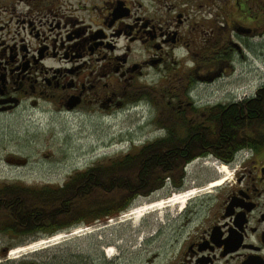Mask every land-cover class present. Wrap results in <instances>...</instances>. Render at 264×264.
<instances>
[{
	"label": "flooded vegetation",
	"instance_id": "af4514ba",
	"mask_svg": "<svg viewBox=\"0 0 264 264\" xmlns=\"http://www.w3.org/2000/svg\"><path fill=\"white\" fill-rule=\"evenodd\" d=\"M59 3L10 0L5 5L8 17L0 21V32H5L0 38L1 114L25 104L62 114L112 115L144 98L149 76L168 72L176 78L162 95L167 119L181 111L198 120L219 104L199 103V83L220 78L227 68L233 70L235 61L264 67V0H87L82 7L90 9L89 20L75 13L82 1L74 11L66 7L54 12ZM44 12L55 14L47 20L49 33L40 35L33 32V20ZM54 16L60 17L55 21ZM12 23L16 34L7 39ZM120 40L125 41L121 54L116 53ZM133 44L144 49L137 58L131 54ZM252 88L241 101L226 104L257 97L264 83ZM256 147L246 160L244 177L221 201L207 209L209 202L199 201V235L186 241L177 264H264V146Z\"/></svg>",
	"mask_w": 264,
	"mask_h": 264
},
{
	"label": "rangeland",
	"instance_id": "374dc122",
	"mask_svg": "<svg viewBox=\"0 0 264 264\" xmlns=\"http://www.w3.org/2000/svg\"><path fill=\"white\" fill-rule=\"evenodd\" d=\"M58 1L61 7L57 8L59 4H55L57 9L54 12L63 11L66 7L74 11L73 8L82 1L75 13L80 18L89 20L90 9L82 7L87 0ZM8 2L10 0H0V21L7 20L8 12L5 11V5H8ZM52 8L48 7L50 10ZM44 14L45 16L33 20L36 26L33 32L38 30L40 35L43 32L49 33L51 23L47 20L53 18L55 13L44 12ZM59 17H55V21ZM0 26H3V23H0ZM13 27L12 23L9 26L10 34L7 39H11L16 34ZM19 32L24 36L22 31ZM4 33L0 32V38ZM51 34L54 35L53 32ZM30 40L34 39L30 38ZM124 43L125 41L122 40L117 43L120 50L116 53H122ZM143 50L140 45L131 46V54L134 58H137ZM57 65L59 63L55 61L54 66ZM226 74L231 76H225ZM171 75L167 72L162 77L149 76L146 84L151 88L146 92L152 97L150 100L152 104L143 112L123 108L110 116H102L98 113L72 115L58 113L47 107L24 108V104L17 112L0 113V184L3 182L32 185L63 183L70 175L87 168L100 158L135 150L160 137L162 132L158 129L157 121L165 123L164 121L167 120L169 111H166V101L162 95L171 83H175L176 75L174 73L173 76ZM169 76L171 81L167 80ZM261 82L264 83V67L260 63L248 67L235 61L233 70L227 68L220 78L215 77L211 82L199 83L196 95L200 98L199 103L202 104L227 103L232 99L238 101L252 92V87ZM215 162L213 157H206L188 165L183 190H193L194 197L185 206L179 204L168 206L156 212L145 213V216L139 218L129 214L145 203L178 193L165 187L149 196H139L129 209L113 220L96 222L86 230L82 226L77 230L72 228L63 231L58 240H53L58 235L53 238H42L46 241L44 242L46 245L43 243L22 252L11 253L13 249L19 248L12 246L6 252L7 257L13 258L73 239L72 244L78 246V248L74 246L73 249L81 248L86 255H90L87 256L88 264H101L100 252H103L105 258L112 261V264H177L186 241L192 239L193 235H199L200 221L196 212L200 206L197 205L200 204L199 201L209 202L206 204V209L209 204L213 205L214 202L221 201L220 198L225 197L230 188L236 185L237 179L244 177L249 167V161L243 163L237 156L234 162L226 165L228 169L226 173H218L221 163ZM220 177H226L220 188H208L210 181ZM182 227L185 230H182ZM39 241L40 239L31 241L23 247L38 244ZM16 242L17 240L0 237V250Z\"/></svg>",
	"mask_w": 264,
	"mask_h": 264
},
{
	"label": "trees",
	"instance_id": "16d2710c",
	"mask_svg": "<svg viewBox=\"0 0 264 264\" xmlns=\"http://www.w3.org/2000/svg\"><path fill=\"white\" fill-rule=\"evenodd\" d=\"M147 92L140 97L151 100ZM204 112L193 120L188 113L175 111L165 123L157 121L163 136L135 150L100 158L63 183L0 184V237L17 240L0 250V264H88L90 255L73 249V239L15 258H7L6 252L12 246L116 217L139 196L162 188L166 178L179 187L184 166L197 157L212 154L227 162L241 148L264 146V88L248 101L219 103ZM99 258L101 264H112L103 252Z\"/></svg>",
	"mask_w": 264,
	"mask_h": 264
},
{
	"label": "bare ground",
	"instance_id": "6f19581e",
	"mask_svg": "<svg viewBox=\"0 0 264 264\" xmlns=\"http://www.w3.org/2000/svg\"><path fill=\"white\" fill-rule=\"evenodd\" d=\"M219 167L220 168H219L218 173H226L228 171L226 165H222V166H219ZM225 178L220 177L219 179L210 181L208 183L209 184L208 185V188H215V187H218V186L222 185L224 183V181L226 180ZM193 197H194V191L193 190H189V191H186V192H183V193H179V194L176 193L174 195L172 194V195H169L167 197H164V198H160V199H156L154 201H151L150 203H145L141 207H137L136 209H133V211H131L129 214L132 215V217H134V218H139V217L143 216L145 213H151L153 211L156 212V211H159V210H161V209H163L165 207H168V206L178 205V204L181 205V206H185V204L190 199H192ZM58 238H60V234H58V236L56 238H54L53 240H58ZM44 242H46V241H44V239H42V240H40L38 242V244L35 243V244L27 245V246H24V247H19L18 249H13V251H10V252L11 253H15V252H18V251L19 252H22V251H24L26 249H33V248L38 247V245H42Z\"/></svg>",
	"mask_w": 264,
	"mask_h": 264
},
{
	"label": "water",
	"instance_id": "95a60500",
	"mask_svg": "<svg viewBox=\"0 0 264 264\" xmlns=\"http://www.w3.org/2000/svg\"><path fill=\"white\" fill-rule=\"evenodd\" d=\"M243 264H249V263L246 261V262H244Z\"/></svg>",
	"mask_w": 264,
	"mask_h": 264
}]
</instances>
